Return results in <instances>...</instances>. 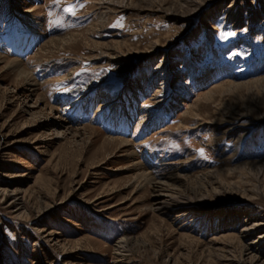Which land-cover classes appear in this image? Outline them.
I'll return each mask as SVG.
<instances>
[{
	"label": "rangeland",
	"instance_id": "374dc122",
	"mask_svg": "<svg viewBox=\"0 0 264 264\" xmlns=\"http://www.w3.org/2000/svg\"><path fill=\"white\" fill-rule=\"evenodd\" d=\"M79 3L0 0V56L29 72L0 61V264L237 259L264 219V0Z\"/></svg>",
	"mask_w": 264,
	"mask_h": 264
},
{
	"label": "bare ground",
	"instance_id": "6f19581e",
	"mask_svg": "<svg viewBox=\"0 0 264 264\" xmlns=\"http://www.w3.org/2000/svg\"><path fill=\"white\" fill-rule=\"evenodd\" d=\"M232 1V0H231ZM235 1V0H234ZM111 2V1H110ZM185 4V3H184ZM204 4V3H203ZM215 6V5H214ZM112 10V9H111ZM110 11V10H109ZM202 13V12H201ZM198 14V13H197ZM194 16V15H193ZM187 18V17H186ZM194 24V23H193ZM188 26V25H187ZM188 28V27H187ZM44 42V41H43ZM44 45V44H43ZM45 46V45H44ZM42 47V45H41ZM44 48V47H43ZM39 49V48H38ZM37 51V50H36ZM155 54V53H154ZM35 55V53L33 54ZM151 55V54H150ZM152 56V55H151ZM36 58V57H35ZM37 59V58H36ZM0 61L5 63V66L7 68L10 69V71L12 73H14V76L16 78H20V79H28V71L24 70L23 67L21 66V63L19 60L17 59H8L6 57L0 56ZM4 68V67H3ZM7 80V79H5ZM35 84V81L32 80ZM29 82V90H32V82ZM226 83V82H225ZM225 83H223L225 85ZM23 84V83H22ZM26 86V85H25ZM222 85H220L221 87ZM27 87V86H26ZM30 95V94H29ZM208 99V98H207ZM48 105V104H46ZM45 105V106H46ZM51 107V106H50ZM57 113V112H56ZM57 120V119H56ZM264 121V119L262 120ZM56 125L58 126V128H64V130L68 129V127L65 125V122H57ZM75 129V128H74ZM64 130H62L64 132ZM73 130V129H72ZM61 131V130H60ZM61 131V132H62ZM67 133V132H66ZM77 133V131L75 132ZM60 135V134H59ZM64 135V134H63ZM58 136V135H57ZM62 136V135H61ZM109 137V136H108ZM128 140V139H127ZM127 140H124L122 138H111V141L113 143H115V145H119V150L120 151H126L128 152L130 149V144L131 142L128 143ZM114 145V144H112ZM132 147V146H131ZM113 151V150H112ZM126 152H124L125 154H123L122 156H128L126 154ZM131 152V151H130ZM118 153V152H117ZM129 154V152H128ZM121 156V157H122ZM141 156V155H140ZM123 158V157H122ZM134 158V155H133ZM132 160V159H131ZM129 163V162H128ZM133 164V163H132ZM101 165V164H100ZM127 165V164H126ZM125 165V166H126ZM133 168L137 171L135 174V177H137L138 179L140 178H144L146 180H148V183H152L153 186L155 187H159V183H161L160 181H153L150 178V175L148 174L147 171H143L142 170V166L139 165V161L134 162V164L132 165ZM127 168V167H126ZM97 172V171H96ZM169 175V174H168ZM134 176V175H133ZM132 177V175H131ZM167 177V176H165ZM171 177V176H170ZM133 178V177H132ZM131 178V179H132ZM136 178V179H137ZM163 178V177H162ZM174 178V177H173ZM139 179V180H140ZM142 179V180H144ZM135 180V179H134ZM168 180V179H166ZM153 181V182H152ZM137 182V181H136ZM146 182V181H145ZM139 185V184H138ZM162 185V184H161ZM1 189V188H0ZM159 190V189H158ZM170 190V189H169ZM219 192V191H217ZM216 192V193H217ZM12 194V193H11ZM13 195V194H12ZM4 196V195H3ZM1 196V197H3ZM153 199H152V207L153 209L156 210H161L164 207H166V205L168 204L169 198L172 197V195L169 193V191L167 192L166 188L163 189L161 188L159 190V192H156L155 194H153ZM100 198V197H99ZM176 198V197H175ZM1 199V198H0ZM63 199V198H62ZM66 199V198H65ZM15 202L17 204H20L19 200L20 198H15L14 199ZM212 200V199H211ZM68 200H64V201H60L62 204L66 203ZM96 201V200H95ZM15 203V204H16ZM56 203V202H55ZM60 203V204H61ZM101 203V202H100ZM186 203V202H185ZM90 204V203H89ZM150 204V203H149ZM14 205V204H13ZM51 205V204H50ZM53 205V204H52ZM92 206V204H90ZM151 205V204H150ZM183 205V204H182ZM194 206V205H193ZM199 206V205H198ZM11 207V206H10ZM21 207V206H20ZM94 207V206H93ZM168 207V206H167ZM183 207V206H182ZM54 208V207H53ZM96 208V207H95ZM196 208V207H195ZM203 208V207H202ZM21 210V209H20ZM50 210V209H49ZM59 210V209H58ZM61 210V209H60ZM205 210V209H204ZM208 210V209H207ZM206 210V211H207ZM16 211V210H15ZM161 212V211H160ZM52 213V212H51ZM104 213V212H103ZM249 213V212H248ZM224 214V213H223ZM15 215V214H14ZM44 215V214H42ZM103 215V214H102ZM246 216V215H245ZM249 216L247 215V218H245L246 220L242 223L240 229L238 230L237 233V237L240 241V239L242 241H240V243H242V249L240 251V257L238 256L237 259H230V262L228 264H241L242 262L246 261L248 262V264H264V256H262L264 254V244H263V240H264V219H257V220H249ZM18 217V216H17ZM39 217V216H38ZM42 217V216H41ZM40 219V218H39ZM243 221V220H242ZM42 229V228H40ZM37 230V229H36ZM39 231V230H38ZM37 231V232H38ZM48 231V230H47ZM45 233V232H44ZM43 233V234H44ZM55 233V232H54ZM40 234V233H39ZM41 235V234H40ZM227 235H225L224 237L226 238ZM55 237V236H54ZM218 238V237H217ZM49 239V238H48ZM56 239V238H54ZM215 239V237H214ZM128 238L126 237H121L120 239H117V241L114 243V252L116 254H120V252L122 251V249L125 247L126 243H127ZM227 240V239H226ZM224 240V241H226ZM51 241V240H50ZM222 245V244H221ZM225 246V245H224ZM229 251V250H228ZM123 253V252H122ZM228 253V252H227ZM233 253V251H232ZM226 255V254H225ZM224 255V256H225ZM235 255V254H234ZM116 256V255H115ZM237 256V254H236ZM121 257V256H120ZM228 257V256H226ZM225 258V257H224ZM231 258V257H229ZM226 260V259H225ZM228 260V259H227Z\"/></svg>",
	"mask_w": 264,
	"mask_h": 264
},
{
	"label": "snow or ice",
	"instance_id": "6c2138e0",
	"mask_svg": "<svg viewBox=\"0 0 264 264\" xmlns=\"http://www.w3.org/2000/svg\"><path fill=\"white\" fill-rule=\"evenodd\" d=\"M51 3L54 7L60 8L62 4L65 6L62 8V11L71 15H75V12L78 7H83V4L79 3V0H76L75 3L66 4L65 0H51ZM49 15H53V13H49ZM74 25H69V27H72Z\"/></svg>",
	"mask_w": 264,
	"mask_h": 264
}]
</instances>
